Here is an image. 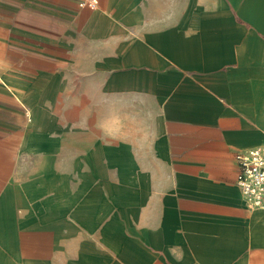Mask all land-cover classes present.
Wrapping results in <instances>:
<instances>
[{
    "label": "crops",
    "instance_id": "1",
    "mask_svg": "<svg viewBox=\"0 0 264 264\" xmlns=\"http://www.w3.org/2000/svg\"><path fill=\"white\" fill-rule=\"evenodd\" d=\"M88 2L0 0V264H264V0Z\"/></svg>",
    "mask_w": 264,
    "mask_h": 264
},
{
    "label": "built area",
    "instance_id": "2",
    "mask_svg": "<svg viewBox=\"0 0 264 264\" xmlns=\"http://www.w3.org/2000/svg\"><path fill=\"white\" fill-rule=\"evenodd\" d=\"M94 0H89L92 5ZM84 2L81 3L83 5ZM238 173L235 184L249 208H264V148L249 147L235 153Z\"/></svg>",
    "mask_w": 264,
    "mask_h": 264
}]
</instances>
